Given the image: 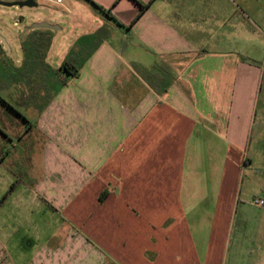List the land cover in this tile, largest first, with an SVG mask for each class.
<instances>
[{"label": "crops", "instance_id": "0c3cea01", "mask_svg": "<svg viewBox=\"0 0 264 264\" xmlns=\"http://www.w3.org/2000/svg\"><path fill=\"white\" fill-rule=\"evenodd\" d=\"M89 1L109 17L0 7V105L26 125L2 138L42 140L0 264H224L263 24L213 0Z\"/></svg>", "mask_w": 264, "mask_h": 264}, {"label": "rangeland", "instance_id": "374dc122", "mask_svg": "<svg viewBox=\"0 0 264 264\" xmlns=\"http://www.w3.org/2000/svg\"><path fill=\"white\" fill-rule=\"evenodd\" d=\"M212 2L214 7L218 4H226L229 7L230 21L241 16L240 12L243 10L251 19L264 26V0H213ZM92 10L101 17H106L97 10L93 8ZM67 30L75 34V27L69 25ZM254 54L258 57L257 62L261 67L256 95V117L246 128L242 148L236 149L238 154L233 153L238 159L239 183L235 187V194L233 192L230 197L232 199L233 196L234 205L226 206L230 207L227 211L230 212L231 219L224 264H264V36L259 52L255 51ZM14 104L16 103L12 98L8 97V100L3 101L5 107L0 105L2 116L0 119V234L6 230L13 235V239L18 238L16 231L20 229L19 221L12 218L13 215L20 213V210L13 208L18 191L13 192L18 188V180L29 183V167L33 168L32 172L37 175L41 173L40 158L42 157V140L33 142L35 131L29 130L27 135L19 140L12 138L13 136L7 139L6 135L5 139L2 138L5 130L15 132V126L25 131L26 125L23 119L13 118L16 114L13 109ZM3 119L7 126H4ZM231 130L232 125L230 132ZM220 143L223 145L222 142ZM243 155L247 159L245 163L242 162Z\"/></svg>", "mask_w": 264, "mask_h": 264}, {"label": "water", "instance_id": "95a60500", "mask_svg": "<svg viewBox=\"0 0 264 264\" xmlns=\"http://www.w3.org/2000/svg\"><path fill=\"white\" fill-rule=\"evenodd\" d=\"M0 7L4 8H34L36 7V3L34 0H16L11 2H5L0 1ZM35 28L38 29H50L53 30V26H50L48 24L42 23L35 25ZM0 42L5 46V48L8 50V45L6 44L4 38L0 35Z\"/></svg>", "mask_w": 264, "mask_h": 264}, {"label": "trees", "instance_id": "16d2710c", "mask_svg": "<svg viewBox=\"0 0 264 264\" xmlns=\"http://www.w3.org/2000/svg\"><path fill=\"white\" fill-rule=\"evenodd\" d=\"M86 1L90 4V6H91L94 10H97L98 12H100V13L104 14L105 16H108V17H109L107 11H104L103 9H101L100 7H98L97 5H95L94 3H92V2L89 1V0H86ZM117 25H119V24H117ZM63 67H66V64H64V65L62 66V68H63ZM66 69H67V67H66ZM102 198H103V197H102ZM102 198H99L100 201L102 200Z\"/></svg>", "mask_w": 264, "mask_h": 264}, {"label": "built area", "instance_id": "2783aa9c", "mask_svg": "<svg viewBox=\"0 0 264 264\" xmlns=\"http://www.w3.org/2000/svg\"><path fill=\"white\" fill-rule=\"evenodd\" d=\"M45 1H48V2L54 3V4H60L61 3V0H45ZM260 204H262V202H260Z\"/></svg>", "mask_w": 264, "mask_h": 264}]
</instances>
